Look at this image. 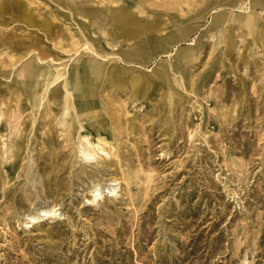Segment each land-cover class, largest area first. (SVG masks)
<instances>
[{"label":"rangeland","instance_id":"rangeland-1","mask_svg":"<svg viewBox=\"0 0 264 264\" xmlns=\"http://www.w3.org/2000/svg\"><path fill=\"white\" fill-rule=\"evenodd\" d=\"M115 1L0 0V264H264V0ZM106 7L149 32L112 37ZM82 58L106 66L96 97L111 148L90 164L67 95ZM29 61L36 75L18 77ZM153 74L154 103H137L130 80ZM111 182L116 196L87 202ZM51 206L57 219L25 228Z\"/></svg>","mask_w":264,"mask_h":264},{"label":"bare ground","instance_id":"bare-ground-1","mask_svg":"<svg viewBox=\"0 0 264 264\" xmlns=\"http://www.w3.org/2000/svg\"><path fill=\"white\" fill-rule=\"evenodd\" d=\"M117 0L114 3H116ZM102 5V4H101ZM14 12L18 15L22 20L26 21L27 23H32L33 18L30 14L28 9L19 6H13ZM106 14L109 16L108 20V27L106 31H109L107 34L110 33L112 37L116 35L125 36L126 38H137L139 42H141L140 37L143 36L144 33L149 32L148 29H145L146 26L138 20L131 11L127 10L126 8H105ZM73 12L77 15L88 17L90 19L93 17L92 11H82L81 9H75ZM239 20V19H238ZM240 21V20H239ZM244 27L249 31L250 36H257L256 34L261 29L260 18L256 17L255 15L249 16L244 21ZM49 22H43L41 24V28L49 31ZM178 36H174L167 39L168 44H173V41L177 39ZM69 42L66 41L68 44L72 46H76L74 42H72L73 38H69ZM89 43V41H88ZM145 44V43H144ZM85 45L79 46L80 48L86 46ZM89 45V44H88ZM143 45V44H142ZM70 47V46H69ZM92 47V46H91ZM91 47H87L88 51L92 52L93 54L96 53V50L93 51ZM79 48V49H80ZM186 52H181L179 57L185 61H188V57L185 56ZM137 57V56H136ZM123 61L131 62L130 60L134 59V56L131 51L124 52L123 57L121 58ZM120 59V60H121ZM41 61V58L38 59ZM121 60V61H122ZM36 75L35 68L32 62L25 63L18 72V77L23 79H32ZM106 75V66L100 65L95 61L91 62L88 58L78 59L75 65L72 67L71 72V80L70 86L73 90L72 94L68 93L67 95L70 98H73L72 106L73 110L76 115L75 118L78 119L84 134L79 136V154L81 155L82 159L85 163L90 164L91 162L98 160L102 156H108L109 149L111 148V144L109 140L104 137L105 131L103 130L102 123L100 121V108L98 103V98L96 97L97 93V84H100ZM62 76L57 73L56 75L52 76L51 85L55 84ZM159 82L162 78H157L156 74H153L151 78H145V80L141 79V77L132 78L130 81L134 88V98L137 103L146 102L150 105L154 103V101L150 100V96L153 93L154 82ZM113 81L111 80V83ZM54 98V96H53ZM172 95H169V105H172ZM55 102V101H54ZM63 106V116H68L71 120L73 119L70 114V103L68 98L64 99ZM63 125L65 123L63 122ZM96 128L97 133L95 135V142L92 143L88 133V130ZM115 181V180H113ZM102 191H105L109 197H114L117 195V187L116 184L111 182L109 185L105 186L102 190L98 183H93L90 187L89 194L92 200H87L89 204L97 203L102 197ZM59 208L57 206H51L47 209L39 210L37 214L32 216H27V224L26 227H30V224H36L41 219H57L60 214L57 213Z\"/></svg>","mask_w":264,"mask_h":264}]
</instances>
